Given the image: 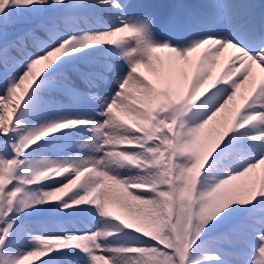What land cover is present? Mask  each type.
<instances>
[{
  "label": "snow or ice",
  "instance_id": "snow-or-ice-1",
  "mask_svg": "<svg viewBox=\"0 0 264 264\" xmlns=\"http://www.w3.org/2000/svg\"><path fill=\"white\" fill-rule=\"evenodd\" d=\"M0 264H264V0H0Z\"/></svg>",
  "mask_w": 264,
  "mask_h": 264
}]
</instances>
